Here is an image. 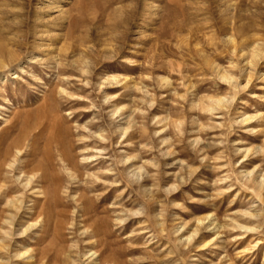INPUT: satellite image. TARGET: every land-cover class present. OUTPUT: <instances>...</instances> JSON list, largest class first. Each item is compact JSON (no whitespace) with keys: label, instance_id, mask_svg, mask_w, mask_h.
<instances>
[{"label":"rangeland","instance_id":"374dc122","mask_svg":"<svg viewBox=\"0 0 264 264\" xmlns=\"http://www.w3.org/2000/svg\"><path fill=\"white\" fill-rule=\"evenodd\" d=\"M0 264H264V0H0Z\"/></svg>","mask_w":264,"mask_h":264},{"label":"bare ground","instance_id":"6f19581e","mask_svg":"<svg viewBox=\"0 0 264 264\" xmlns=\"http://www.w3.org/2000/svg\"><path fill=\"white\" fill-rule=\"evenodd\" d=\"M225 78H227V77H225ZM32 174H35V173H32Z\"/></svg>","mask_w":264,"mask_h":264}]
</instances>
